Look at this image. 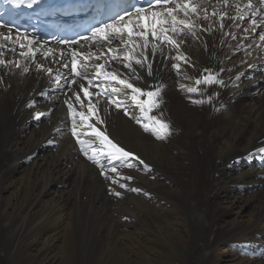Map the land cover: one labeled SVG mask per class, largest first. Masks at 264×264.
<instances>
[{
	"label": "bare ground",
	"instance_id": "bare-ground-1",
	"mask_svg": "<svg viewBox=\"0 0 264 264\" xmlns=\"http://www.w3.org/2000/svg\"><path fill=\"white\" fill-rule=\"evenodd\" d=\"M187 19L169 32L178 47L0 38V264H80L102 245L96 264H264V11L191 0ZM29 40L34 55L21 56ZM104 72L159 90L150 115L170 134L145 130L131 90ZM88 125L133 155L111 159Z\"/></svg>",
	"mask_w": 264,
	"mask_h": 264
},
{
	"label": "snow or ice",
	"instance_id": "snow-or-ice-1",
	"mask_svg": "<svg viewBox=\"0 0 264 264\" xmlns=\"http://www.w3.org/2000/svg\"><path fill=\"white\" fill-rule=\"evenodd\" d=\"M10 2L16 6H27L32 7L34 5H37L41 2V0H10ZM191 3V0H155L154 5H150L148 9L142 8V7H119V10H113L114 15L110 17L111 22H105L101 24L98 27H95L92 29L93 36H95L98 39H101L106 42H110L116 37H119V42L121 44H124L125 47L128 43H132L135 39H142L143 45L146 47L148 43L149 36L160 39L161 37L178 47V44L176 40L172 39V37L169 35V32L176 33L179 31H182L184 27H190V23L187 19L189 14V4ZM225 3H227V0H225ZM171 5V7H169ZM163 6V7H161ZM239 7V5H237ZM248 8H252V4L249 3L247 5ZM154 8H159L160 10H153ZM192 12L196 11L195 7L191 8ZM183 12L184 19L179 18V14ZM215 15V13H213ZM145 20H147V24H145ZM256 20H252V24L256 25ZM223 26V25H221ZM0 38L4 40H9L12 38L11 32H9L7 35L0 32ZM261 40H264V35H262ZM33 41L29 40L27 49L28 51L21 52V56L24 55H34L33 49L31 47ZM21 48H24L25 45L21 43ZM4 47L3 44H0V48ZM14 51V49H13ZM109 51H117V49H113L109 47ZM80 56L78 53H73V70L75 71V65L77 63V57ZM82 59H87V56H82ZM97 59H99V56H97ZM124 59L131 60L132 57L130 55H125ZM137 64H141V60L137 59L135 61ZM0 64H5V60L0 58ZM18 66V65H17ZM86 67V65H85ZM128 67H131V64L128 65ZM149 67V74H151V65ZM173 67H178V65H173ZM104 68V65L97 64L95 66V70L97 74L101 73V70ZM27 69H25L26 71ZM51 71V70H49ZM79 74V73H78ZM105 79H111L112 81L116 82L118 85L122 86L125 90H131V99L136 102V104L140 107V111L142 113L143 119L147 120L148 123L144 124L145 130H152L156 133L158 138H165L167 135L170 134V126L168 123L163 121L162 119L150 115L153 108L159 107V103L154 97L159 96V90L157 91H144L140 87L134 86L131 82L121 79L117 73L115 72H104ZM214 80L213 77L207 76L203 80H197L196 84L200 83H212ZM91 83V81L89 82ZM121 91L118 87H113L112 92L113 93H119ZM188 91L195 92L197 91L196 88H189ZM85 94H88L87 89H84ZM141 97H147V100H142ZM76 98L79 99V93H77ZM113 103H116L117 107H120L121 104L117 101H112ZM195 103H201L202 101H194ZM72 106L69 105V108ZM91 108V106H90ZM127 112V109H125ZM76 115V113H74ZM82 121H87V117L84 113H79ZM162 115V114H161ZM37 119H39V116H37ZM137 122L140 123V119H137ZM74 127H73V134H76L75 129V121ZM90 128H92L93 133L96 137L99 138L100 142V151H106L107 154L111 159H117L120 156L129 157L133 154L131 152L125 151L122 147L117 145L116 143H113L112 140H110L106 135H104L103 132H101L99 129L94 128L92 125H88ZM78 142L81 144L82 149L85 147H91V144L88 142L79 139L77 137ZM97 148H92L93 154L97 152ZM261 151H264L262 149ZM132 165H128V167H131ZM113 171H116L115 168H113ZM128 179H131V177H128ZM121 187H126L125 185H121ZM132 191H139V189H132ZM115 195L120 196L121 193L116 192Z\"/></svg>",
	"mask_w": 264,
	"mask_h": 264
},
{
	"label": "rangeland",
	"instance_id": "rangeland-1",
	"mask_svg": "<svg viewBox=\"0 0 264 264\" xmlns=\"http://www.w3.org/2000/svg\"><path fill=\"white\" fill-rule=\"evenodd\" d=\"M249 98V96H243V97H241L240 98V100L241 101H243V100H247ZM163 105H167L168 103H162ZM244 104H250V103H244ZM252 106V105H251ZM250 106V107H251ZM249 107V108H250ZM111 196H113V195H111ZM252 210H253V208H249L248 209V213H250V212H252ZM104 245H102L100 248H99V250L98 251H96L94 254H93V252H91V253H89V254H87V255H85V257L81 260V262H80V264H96L97 263V261L103 256H105L106 254H110L107 250V248H105V247H103ZM105 250V251H104ZM99 252V253H98ZM97 254V255H96ZM91 255V256H90ZM111 256V255H110ZM92 257V258H91ZM90 259V260H89Z\"/></svg>",
	"mask_w": 264,
	"mask_h": 264
}]
</instances>
